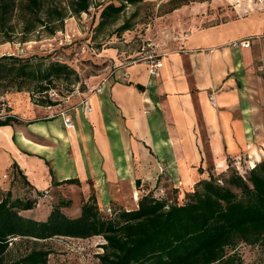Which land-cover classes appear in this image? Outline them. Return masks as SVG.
<instances>
[{"label":"crops","instance_id":"1","mask_svg":"<svg viewBox=\"0 0 264 264\" xmlns=\"http://www.w3.org/2000/svg\"><path fill=\"white\" fill-rule=\"evenodd\" d=\"M236 41L250 46L235 47ZM158 51L163 67L157 76L146 62L123 69L122 63L100 82L106 81L102 94L77 91L49 107L12 94L9 109L19 122L0 127L4 191H13L11 176L21 177L34 194L49 191L46 199L56 200L64 196L53 195V187L68 185L55 183L78 180L71 186L81 189L82 203L94 194L101 207L135 209L153 188L146 181L162 166L155 187L177 190L182 200L211 168L224 170L228 160L246 155L262 161L264 10L195 28Z\"/></svg>","mask_w":264,"mask_h":264},{"label":"trees","instance_id":"2","mask_svg":"<svg viewBox=\"0 0 264 264\" xmlns=\"http://www.w3.org/2000/svg\"><path fill=\"white\" fill-rule=\"evenodd\" d=\"M145 1L117 0L118 4H107L101 11L99 27L114 24L129 6ZM198 1L207 0H170L167 13ZM91 7L92 0H66V8L53 1L48 5L46 0H0V30L12 29L11 18L22 8L27 12L22 20L23 42H27L26 35L37 28L54 35L63 28L69 13L80 16L89 13ZM128 30L131 26L126 22L120 31ZM5 34L8 37L10 30ZM55 80H65L70 85L80 81L68 64L49 57H0V97L28 92L34 103L56 106L58 102L48 94L55 89ZM17 122L18 116L7 114L0 119V127ZM15 179L24 182L21 177ZM24 185L29 190L28 198L13 199L9 191L0 200V264H48L51 252L35 246L53 239L102 238V252L97 255L100 264H240V258L229 252L242 243L264 246V159L250 166L246 155L240 160H228L224 170L211 168L182 200L167 193L157 196L149 190L135 209L112 203L104 210L92 194L83 200L80 214L71 216L67 210L72 200L59 196L45 221L22 215L23 211L35 209L46 192L34 194L29 182ZM137 186L141 187L140 180ZM25 243L34 247L19 253Z\"/></svg>","mask_w":264,"mask_h":264},{"label":"rangeland","instance_id":"3","mask_svg":"<svg viewBox=\"0 0 264 264\" xmlns=\"http://www.w3.org/2000/svg\"><path fill=\"white\" fill-rule=\"evenodd\" d=\"M50 1L60 8H66V0H46V4L49 5ZM112 2L118 4L117 0H92L89 13L80 16H71L69 13L63 28H59L54 35L39 27L26 35L27 42H23L25 35L22 21L27 12L21 11V8L11 18L10 35L7 37L5 34L9 33V30H0V57L39 55L68 64L78 74L80 81L70 85L65 80H55V89L48 93L51 99L64 103L74 92L89 93L95 90L104 78L113 77L122 63L127 65L131 61H138L150 55L161 58L158 50L168 49L170 42H177L195 28L212 26L247 15L248 12L264 10V0H207L191 2L167 13L171 6L170 0H146L138 6H129L114 24L99 27L103 7ZM126 22L130 23L131 30L120 31ZM12 94L15 92L0 97V115L14 114L12 111L8 113V100ZM22 94L30 95L28 92ZM248 159L250 166L256 163L253 158ZM163 174L164 166L160 167L158 172L154 170V175L146 181L152 185L151 190L157 196H165V193L170 191L167 193L170 197L181 199L176 191H163L155 187L157 177ZM10 179L13 186L12 198H28L29 190L23 182L13 176ZM7 186V180L0 179V200L6 195L4 190ZM57 191L62 193L64 200H72V206L67 213L78 216L82 205L81 189L71 185L61 189L53 187V195ZM48 195L49 193L44 194L43 200H39L36 208L24 211L23 215L45 221L51 213V206L58 201L46 199ZM108 208L103 207L104 210ZM103 243L104 240L100 237L90 240L53 239L35 247L51 252L48 264H100L97 255L102 252L100 245ZM31 247H34L32 243H25L20 246L19 253ZM229 253L236 254L240 258V264H264L262 245L248 246L242 243Z\"/></svg>","mask_w":264,"mask_h":264},{"label":"built area","instance_id":"4","mask_svg":"<svg viewBox=\"0 0 264 264\" xmlns=\"http://www.w3.org/2000/svg\"><path fill=\"white\" fill-rule=\"evenodd\" d=\"M232 45L235 46V47L236 46H240V47L247 48V47L250 46V42L249 41H236ZM137 62H146L148 64V66H149V73L153 77L157 76L158 73L160 72L161 68L163 67V62L159 58V56L150 55V56H144L141 60L139 59L138 61H131L130 63H128L127 65L122 66L121 68L123 69V68L127 67L128 65L135 64ZM123 78L128 80L129 79V75L124 73L123 74ZM105 84H106V81L103 82V84L100 85L99 87L95 88V90H91L90 92L91 93L102 94L103 91H104ZM210 101H211V104L214 107H216V100H215V96L214 95H211ZM81 105L88 112L92 111V109L87 104V100H84V102ZM61 116L63 117L64 124H65V126L67 128H69V127H71L73 125L72 124V120H71V118L68 117V113L67 112H62ZM3 118H5V116L4 115H0V119H3ZM45 194L47 195L48 192H45Z\"/></svg>","mask_w":264,"mask_h":264}]
</instances>
